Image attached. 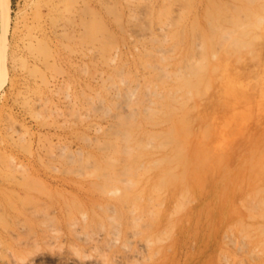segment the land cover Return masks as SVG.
<instances>
[{
  "label": "rangeland",
  "instance_id": "1",
  "mask_svg": "<svg viewBox=\"0 0 264 264\" xmlns=\"http://www.w3.org/2000/svg\"><path fill=\"white\" fill-rule=\"evenodd\" d=\"M255 1L10 0L0 264H264Z\"/></svg>",
  "mask_w": 264,
  "mask_h": 264
},
{
  "label": "bare ground",
  "instance_id": "2",
  "mask_svg": "<svg viewBox=\"0 0 264 264\" xmlns=\"http://www.w3.org/2000/svg\"><path fill=\"white\" fill-rule=\"evenodd\" d=\"M249 1H252V0H249ZM258 1V0H257ZM257 1H255V2H257ZM248 2V1H247ZM246 2V3H247ZM238 3H240V2H238ZM9 4H10V0H0V40H1V44H2V48H1V53H0V89H1V87H2V85H3V83H4V76H5V74H6V72H7V68H8V63H7V60H6V56H5V49H4V39H5V37H6V33H7V29H8V13H9V8H10V6H9ZM229 4V3H228ZM249 5V4H248ZM250 6V5H249ZM232 8V7H231ZM234 9H235V6L233 7ZM233 9V10H234ZM243 9V8H242ZM219 10V9H218ZM244 10H247V9H244ZM215 11V10H214ZM262 12V11H261ZM262 14V13H261ZM252 16H254V15H252ZM261 18V17H260ZM223 19H226V17L225 18H223ZM257 19H259V18H257ZM256 20V19H255ZM226 21V20H225ZM228 21V20H227ZM226 21V22H227ZM236 22V21H235ZM249 22H251V21H249ZM249 22H247V24L249 23ZM208 22H206V24H207ZM238 23V22H237ZM242 23V22H241ZM259 23H261V22H259ZM243 24H244V22H243ZM234 25V24H233ZM238 25V24H237ZM257 25H258V21H257ZM235 26V25H234ZM244 26H247V25H245L244 24ZM244 26H242V27H244ZM250 26H251V23H250ZM235 28V27H234ZM255 28V27H254ZM225 29H226V27H225ZM240 30H242V29H240ZM263 31V30H262ZM230 32V34H232L231 33V30L229 31ZM229 32H227V33H229ZM239 35H241L242 33H241V31L238 33ZM245 34V33H244ZM244 34H242L241 36H243ZM171 35V34H170ZM237 35V34H236ZM262 35V34H261ZM255 36V35H254ZM229 37H230V35H229ZM229 37H227L228 38V40H229ZM252 37V36H251ZM260 37V36H259ZM237 39V38H236ZM228 40H224L225 42H227ZM258 40V39H257ZM230 41V40H229ZM232 41H234V40H232ZM232 41H231V43H232ZM262 41V40H261ZM240 42V41H239ZM234 43V42H233ZM232 43V44H233ZM242 43H244V42H242ZM194 44H195V42H194ZM221 44V43H220ZM226 43H224V45H225ZM232 44H231V46H232ZM240 44V43H239ZM223 45V46H224ZM243 45V47L245 46V43L244 44H242ZM242 45H241V47H242ZM248 45H250V44H248ZM199 46H200V44H199ZM199 46H194V47H199ZM219 46V45H218ZM230 46V47H231ZM240 46V45H239ZM246 46H247V44H246ZM216 47H217V45H216ZM225 47H227V45H225L224 46V49H225ZM242 47V48H243ZM241 48V49H242ZM193 49H195V48H193ZM200 49V48H199ZM202 49V48H201ZM170 50H171V48H170ZM169 50V51H170ZM226 50V49H225ZM200 51V50H199ZM198 51V52H199ZM245 51V50H244ZM216 52V51H215ZM225 52V51H224ZM246 52V51H245ZM217 53V52H216ZM246 54V53H245ZM248 54V53H247ZM211 55V57L214 55H212V54H210ZM215 56V55H214ZM174 57V56H173ZM239 57H241V56H239ZM9 59H13V56L12 55H10V57H9ZM182 66V65H181ZM183 67H186V65L184 66L183 65ZM172 68V67H171ZM170 68V69H171ZM180 69H181V67H180ZM190 70V69H189ZM188 70V72L189 73H191L190 71ZM196 72V71H195ZM168 73V72H167ZM192 74V73H191ZM165 83V82H164ZM193 83V82H192ZM168 84V83H167ZM229 82H227V84H226V88H225V92L224 93H226V95H228L231 91H229L228 89H229ZM191 86H192V84H191ZM194 86V85H193ZM128 89V88H127ZM196 89V88H195ZM147 90V89H146ZM197 90V89H196ZM184 91H186V90H184ZM172 92V91H171ZM188 92V91H187ZM151 95H152V93L151 92H149ZM200 93V92H199ZM188 94V93H187ZM124 97H125V99H128V90L126 91V92H124ZM156 97V96H155ZM181 98V97H180ZM185 98V97H184ZM188 101V100H187ZM182 102V101H181ZM162 106V105H161ZM183 106H185V105H183ZM187 106V105H186ZM189 106V105H188ZM160 107V106H159ZM178 107H179V105H178ZM164 108V107H163ZM187 108V107H186ZM186 108H185V110H186ZM151 109V108H150ZM189 109V108H188ZM148 110H149V108H148ZM162 110V109H161ZM192 110V109H191ZM189 111V110H188ZM154 112H157V111H155L154 110ZM185 112V111H184ZM183 112V113H184ZM182 113V114H183ZM164 115V114H163ZM188 116V115H187ZM186 116V117H187ZM181 118V117H180ZM180 118H179V120H180ZM189 118V117H188ZM185 120V119H184ZM179 122V121H178ZM189 124V123H188ZM178 126H180V125H178ZM124 128H125V126H123ZM121 129V128H120ZM198 129V128H197ZM117 130H118V128H117ZM128 130V129H127ZM120 131V130H119ZM198 131V130H197ZM114 133H115V130H114ZM123 134H119V136L121 137V138H123V136H122ZM125 138H127L128 136L126 135V133H125ZM145 137V136H144ZM142 139V136L141 137H139V139ZM138 139V140H139ZM147 139V138H146ZM121 140V139H120ZM124 140V139H123ZM137 140V141H138ZM125 141H126V139H125ZM125 147V146H124ZM252 149V148H251ZM124 150V149H123ZM126 151L124 152V153H126V152H128V147H127V149H125ZM244 161V160H243ZM242 163V162H241ZM243 164V163H242ZM241 164V165H242ZM215 173H216V171H215ZM227 173V172H226ZM247 173V172H246ZM216 175V174H215ZM232 175H233V173H232ZM234 177V176H233ZM236 177V176H235ZM230 178H231V176H230ZM229 179V178H228ZM234 179V178H233ZM233 181V180H232ZM230 184V183H229ZM236 186H237V184H236ZM231 187V186H230ZM260 188V187H259ZM227 194V193H226ZM230 195V194H229ZM256 195V194H255ZM226 196V195H225ZM263 196V195H262ZM227 197V196H226ZM225 197V198H226ZM263 203V202H262ZM240 204H242V203H240ZM258 204H259V202H258ZM259 205H261V204H259ZM264 205V204H263ZM263 207V206H262ZM242 208V207H241ZM255 208H256V206H255ZM224 208H223V205L220 207V210H223ZM259 209V208H258ZM251 210V209H250ZM257 213V212H256ZM264 213V212H263ZM254 215V214H253ZM256 216V215H255ZM257 217V216H256ZM260 217V216H259ZM261 218H263V216L261 217ZM246 220V219H245ZM240 222V221H239ZM248 225V224H247ZM250 228H252V227H250ZM249 228V229H250ZM262 228V227H261ZM248 229V228H247ZM246 228H245V230H247ZM264 229V228H263ZM262 229V230H263ZM255 231H256V229H255ZM250 232V231H249ZM252 232H254V231H252ZM262 231H260V233H261ZM263 234V233H262ZM239 235V234H238ZM250 238H252V237H250ZM257 247H258V244L256 245ZM262 247H263V245H262ZM254 248H256V247H254ZM261 250V249H260ZM259 250V251H260ZM261 252V251H260Z\"/></svg>",
  "mask_w": 264,
  "mask_h": 264
}]
</instances>
